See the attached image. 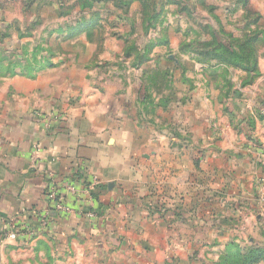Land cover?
<instances>
[{
  "label": "crops",
  "instance_id": "1",
  "mask_svg": "<svg viewBox=\"0 0 264 264\" xmlns=\"http://www.w3.org/2000/svg\"><path fill=\"white\" fill-rule=\"evenodd\" d=\"M60 5L0 0L3 46L14 43L23 54L24 45L45 43L55 64L0 86V264H217L256 225L246 189L262 177L254 174L252 154L264 149L237 131H248L264 102V49L254 97H223L218 77L210 76L193 78L190 91L181 71L173 81L180 94L151 98L143 95L154 86L140 78V64L96 79L98 66L109 62L101 63L108 41L89 32L88 43L76 47L80 23H62ZM263 6L250 3L264 16ZM50 173L92 186L93 197L72 215L49 211ZM90 210L92 219L84 216ZM14 231L16 239L9 237Z\"/></svg>",
  "mask_w": 264,
  "mask_h": 264
},
{
  "label": "rangeland",
  "instance_id": "2",
  "mask_svg": "<svg viewBox=\"0 0 264 264\" xmlns=\"http://www.w3.org/2000/svg\"><path fill=\"white\" fill-rule=\"evenodd\" d=\"M152 1L157 2L155 8L157 15L155 19L149 21L154 12L151 6ZM245 1L247 0H214L213 2L206 0L204 5L202 0H64V5H60L55 14L64 18L61 20L62 23L68 21L66 26L80 23L79 28L73 33V35L82 34L78 36V39L72 40V42H76V47L80 48L88 43V36L85 34L89 32L108 41L107 48L103 52L101 50V63L106 60L109 62L98 66L96 79L100 78L99 80H101V77L106 78L107 75L114 74L116 71L118 73L128 69L126 63L135 69L138 68L136 65L140 64L139 67L142 69L140 78L154 86L153 89H146L143 95L151 98L162 91L166 92L163 93L165 96L170 95L172 90H175L176 94H180V90L173 86V81L181 71L185 72L182 77H185V82L188 81L190 91L196 89L194 79L205 82L210 76L218 77L216 87L223 97L234 96L236 91L238 95H242L245 91L243 95L254 97L257 94L252 87L260 77V72L257 79L250 82L255 77L254 72L249 73L241 68L228 67L227 65L220 67L215 58L212 61H206V59L196 55L199 49L211 53L212 47L206 48L205 45L214 39L219 49L220 44L222 46L233 44V48L240 51V45L243 41L255 37L256 30L260 31L262 27L264 29V16L259 13L263 18L257 20L256 15L247 14L244 8ZM253 1L259 5L264 4V0ZM251 2L252 0H249V8ZM250 10L254 13V9L251 8ZM44 16L55 17L53 13H45ZM81 21L88 22L84 24ZM168 36L171 37L170 40L175 42L177 47L175 45L173 48L170 47L172 42L169 41ZM244 36L248 38L241 41ZM235 39L239 40L236 41ZM106 40H104L103 45H105ZM3 47L10 55H21V50L19 51L14 43ZM132 48L134 49L131 50ZM35 49L40 51L39 59L48 56L49 49L45 43L30 42L24 45L22 48L24 56L16 59V63H21V66L17 68L18 72L21 69H27L29 65L25 61ZM261 49H264V45L259 47V51ZM73 50L71 48L70 52ZM89 51L87 57H83L85 61L89 57L92 59L93 50L90 49ZM129 52L133 55L130 57L131 60L127 61V53ZM139 52H146L147 59H144L143 62L137 58ZM26 53L27 56H25ZM70 59H74V56ZM186 72L189 78L186 77ZM125 75L127 79H133L132 74L128 76L126 73ZM115 76L116 74L111 77ZM179 77L177 80L180 82L181 76ZM188 83H186L187 86ZM209 86L204 85L202 93H205L206 87L208 89ZM217 88L216 90H218ZM218 93L216 91V94ZM263 104L264 102L257 105L259 108L254 110L252 124L248 127V131L244 132L240 129L237 133L245 134L247 142L255 146L260 145L264 149V127L262 129L257 128L258 122L264 121L260 120V117H264ZM252 157L254 158V174H262V177L254 179L252 185H248L246 189L253 198L250 201L251 214L252 221L256 225L254 230L247 233L244 241L239 242L244 252L248 248H264V153L256 156L252 154ZM214 256L216 258V255L209 254L208 258ZM62 264L66 263L62 261ZM191 264H202V262L193 261Z\"/></svg>",
  "mask_w": 264,
  "mask_h": 264
},
{
  "label": "trees",
  "instance_id": "3",
  "mask_svg": "<svg viewBox=\"0 0 264 264\" xmlns=\"http://www.w3.org/2000/svg\"><path fill=\"white\" fill-rule=\"evenodd\" d=\"M206 0H202L204 5ZM60 4L63 6L64 5V0H59ZM156 1L151 2V6L154 10L153 15L150 17L149 21H152L153 19L156 18L157 11L155 10L156 8ZM202 3V4H203ZM245 9L247 14H251L254 16H257V20L262 19L263 17L259 14L256 13L249 8V0L245 1ZM91 7V5H90ZM263 27L262 29L256 30V36L253 38H250L248 40V37L242 40H245L242 42V45H240V51L235 50L233 48V44H230L229 46L221 45L220 44V49L217 48L215 39L214 41L212 40L209 44H206L205 47L209 48L212 47L214 53H210L209 51L204 52L201 51V49L197 50L196 55L206 59V61H212V59L215 58V60L218 62L219 66L222 67L221 65H227L228 67H234V68H241L247 72H254L255 77L252 78L250 82L253 80L257 79L259 76V47L261 48L264 45V32H263ZM236 41L239 39H235ZM251 41V44H250ZM4 44V40H0V83L6 78H12L14 76L23 74L26 76H29L31 78H35L38 73H40L42 70L46 69L47 67H53L55 64L52 61V55L49 50L50 55L48 54L47 57H42L39 59V50H34L33 53L29 55L25 63H27L29 66L27 69H21L20 72H18V69L21 66V63H16V59L21 58L24 56V54L21 55H10L8 54L7 50L5 47L1 46ZM39 47L42 49L41 45ZM132 48L131 50H133ZM248 49V50H246ZM131 53H127V56H129ZM28 54L26 53L25 56ZM138 60L140 62H143L144 59H147L146 52L145 53H138ZM31 57V58H30ZM260 120H264V117H260ZM247 251L244 252L242 250V247L239 243L232 242L230 243L225 251L223 252V255L220 256V260L217 264H261L264 263V248L261 247H253V248H248L246 249Z\"/></svg>",
  "mask_w": 264,
  "mask_h": 264
},
{
  "label": "built area",
  "instance_id": "4",
  "mask_svg": "<svg viewBox=\"0 0 264 264\" xmlns=\"http://www.w3.org/2000/svg\"><path fill=\"white\" fill-rule=\"evenodd\" d=\"M48 126L50 125L51 120L53 119L50 116H47ZM40 147L36 146L34 148V164L39 162V152ZM49 179V183L47 185V194L51 204V210L57 213H63L65 215L75 214L78 210V207L81 203L84 202V197H93L92 196V186L91 187H83L79 185L77 182L66 178L64 176L57 177L55 174L50 173L47 175ZM58 179H61L60 181ZM71 201H74L76 205L71 204ZM92 201V200H91ZM95 211L90 210L84 214V216L92 219L95 217ZM41 224L46 227L48 226L50 220V212H45L41 216ZM18 236L17 232H10L9 237L12 239H16Z\"/></svg>",
  "mask_w": 264,
  "mask_h": 264
}]
</instances>
